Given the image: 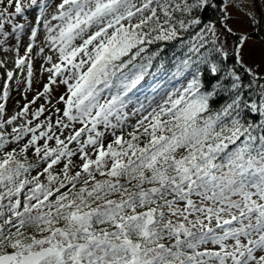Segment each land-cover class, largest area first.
<instances>
[{"label":"snow or ice","instance_id":"1","mask_svg":"<svg viewBox=\"0 0 264 264\" xmlns=\"http://www.w3.org/2000/svg\"><path fill=\"white\" fill-rule=\"evenodd\" d=\"M230 8L0 0V264H264V55Z\"/></svg>","mask_w":264,"mask_h":264},{"label":"rangeland","instance_id":"2","mask_svg":"<svg viewBox=\"0 0 264 264\" xmlns=\"http://www.w3.org/2000/svg\"><path fill=\"white\" fill-rule=\"evenodd\" d=\"M242 8H243V11L241 12L235 11L231 8L229 9V11L232 12V15L234 17V26L238 27L241 31L249 33L254 28V25L252 23V18L256 20H260V19H259L258 12L254 5L253 0H242ZM244 12H247L250 15H244L243 14ZM14 43H15L14 40L9 41V45L14 44ZM27 43H28L27 36H23L20 50H19V55L21 56L24 55V49ZM36 51H38V47ZM249 53H251L252 57L258 61L261 58V56L264 55V44L259 40H254L250 38L248 42V46L245 49L246 58H248ZM15 57H16L15 52H9L5 54L3 51H0V60H5L7 62V68H0V72L2 75V79L0 82V88H2L4 79L6 78L5 76L6 71L14 70ZM43 63L44 61L39 56L34 57V73H33L32 83H31L30 88H27L24 82V78L27 75L26 68L23 71L15 70V77L12 81H10V94H9V99L6 104L7 112L9 115L14 114L21 107H23L25 103H27L28 101H31L33 97L37 95L38 92L43 91V85L48 82L47 80L48 74L46 72H43L40 67L41 64ZM17 80L20 81L19 85L16 82ZM53 88H54L53 95L57 98L64 91L63 87L56 88L55 86H53ZM42 104H46V101L43 97H40L39 99L36 100L35 104H32L30 107L31 109L35 110L36 108H39L40 105ZM57 106L62 107V105H57ZM44 115L46 116L48 115V113H45ZM40 119H44V116H41ZM29 155L31 156V154Z\"/></svg>","mask_w":264,"mask_h":264},{"label":"trees","instance_id":"3","mask_svg":"<svg viewBox=\"0 0 264 264\" xmlns=\"http://www.w3.org/2000/svg\"><path fill=\"white\" fill-rule=\"evenodd\" d=\"M257 1H258V4H260V11H261V14H262V22L260 24L261 28H260V32L257 33L256 27L254 25V28L249 33L252 34L251 35L252 39L259 40V41H261L264 44V40L261 39V36H264V0L263 1L257 0ZM1 79H2V75H1V72H0V82H1Z\"/></svg>","mask_w":264,"mask_h":264},{"label":"water","instance_id":"4","mask_svg":"<svg viewBox=\"0 0 264 264\" xmlns=\"http://www.w3.org/2000/svg\"><path fill=\"white\" fill-rule=\"evenodd\" d=\"M254 1V5L257 9V12H258V15H259V21H260V24H261V21H262V14H261V11H260V6L258 4V1L257 0H253ZM260 28H261V25H260Z\"/></svg>","mask_w":264,"mask_h":264}]
</instances>
